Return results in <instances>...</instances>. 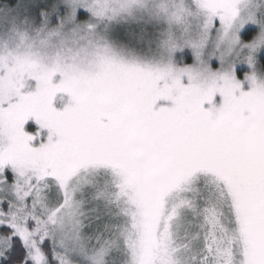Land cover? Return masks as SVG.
I'll use <instances>...</instances> for the list:
<instances>
[{
  "label": "snow or ice",
  "instance_id": "obj_1",
  "mask_svg": "<svg viewBox=\"0 0 264 264\" xmlns=\"http://www.w3.org/2000/svg\"><path fill=\"white\" fill-rule=\"evenodd\" d=\"M0 264H264V0H0Z\"/></svg>",
  "mask_w": 264,
  "mask_h": 264
}]
</instances>
